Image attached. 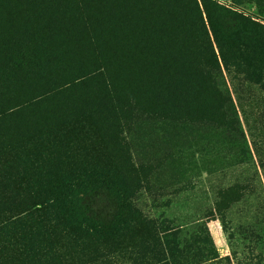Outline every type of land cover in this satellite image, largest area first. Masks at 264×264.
Here are the masks:
<instances>
[{"label": "trees", "instance_id": "trees-1", "mask_svg": "<svg viewBox=\"0 0 264 264\" xmlns=\"http://www.w3.org/2000/svg\"><path fill=\"white\" fill-rule=\"evenodd\" d=\"M227 75L264 93V21L218 0H0V110L16 99L15 107H27L21 118L37 130L16 138L52 140L47 151L29 146L37 190L54 201L0 223V264L53 259L60 240L38 238V229L85 223L94 233L120 231L134 215L136 185L149 175L139 168L160 165L162 153L147 151L152 157L135 166L107 139H62L72 132L67 124L84 136L144 115L183 125L192 139L235 140L237 161L247 162ZM43 156L54 165L47 177ZM249 186L226 187L227 205ZM97 195L110 204L95 219L99 208L92 212L86 202Z\"/></svg>", "mask_w": 264, "mask_h": 264}, {"label": "rangeland", "instance_id": "rangeland-1", "mask_svg": "<svg viewBox=\"0 0 264 264\" xmlns=\"http://www.w3.org/2000/svg\"><path fill=\"white\" fill-rule=\"evenodd\" d=\"M218 1L264 21L262 0ZM226 80L250 151L247 162L237 161L235 140L192 139L185 126L144 115L86 130L84 136L77 134L76 126L65 125L72 132L62 139H107L127 164L129 160L137 166V159L151 158L147 151L162 157L158 167L143 163L139 168L142 176L149 175L136 185L134 215L120 231L94 233L93 228L84 229L85 223L73 228L64 224L55 231L38 229V238L60 240L54 245L57 255L47 264H264V172L258 163L259 154L264 161V116L258 115L264 108V93L257 86H240L229 75ZM16 101L0 110V146L5 141L0 148V223L54 202L50 194L37 190L40 179L31 175L34 155L29 146L33 142L37 151H47L52 140L36 135L26 144L16 138L37 133L19 114L27 107H15ZM40 165L45 177L54 166L46 156ZM82 169L77 166L75 172ZM246 182L251 191L227 205L223 190ZM86 204L92 212L99 208L98 214L93 212L98 219L104 218L110 203L97 195ZM46 222L51 224L49 217ZM32 262L37 264L36 259Z\"/></svg>", "mask_w": 264, "mask_h": 264}]
</instances>
